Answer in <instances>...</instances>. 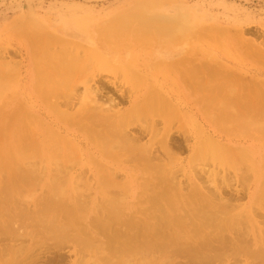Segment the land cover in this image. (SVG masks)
<instances>
[{
	"label": "rangeland",
	"instance_id": "1",
	"mask_svg": "<svg viewBox=\"0 0 264 264\" xmlns=\"http://www.w3.org/2000/svg\"><path fill=\"white\" fill-rule=\"evenodd\" d=\"M135 15H138L139 17H136ZM140 17H142V20ZM29 19L38 22H34L33 24V21L31 22ZM60 19L69 23V26L73 28L72 31L76 34V37L65 38L62 35L64 25L61 24ZM146 19H148V22ZM151 20L157 22L154 23ZM164 21L165 23L161 24V22ZM168 21L170 23H168ZM149 28L151 30H149ZM165 33L167 35H165ZM53 34L54 36H52ZM69 43H71V45ZM104 48L109 51H104ZM33 51L37 57V61L33 58ZM67 51H69L70 54H67ZM99 55H102L103 57ZM63 63L75 64V69H72V72H67L63 69L59 70L57 66ZM135 64H137V66ZM97 67H99V69ZM39 68H41V71ZM5 72L9 74H6L8 77L5 78L2 76L3 78H1V74L3 73L4 75ZM79 72L81 75L84 73V75L79 77ZM111 72L113 75H111ZM86 74H88V77ZM187 75L188 77H186ZM121 76H123V78ZM233 76H237V78H234ZM73 77H76V79L74 80ZM120 77L122 80H120ZM229 78L234 80H229ZM0 79L2 80L0 84L3 83L4 79L7 83L10 82L6 89L2 88L3 91L0 89V160L2 161H0V165H4L5 168L11 165L12 158L14 159V147L17 143L14 130L20 128L23 135L27 133L28 136L31 135L33 137L30 139L31 137L29 136V142L34 143L38 148L40 147L37 151L40 150L41 152L37 153L38 155L36 154L35 159L32 160L34 172L42 174L44 171L45 173H43L44 175L42 174L41 177L57 174L60 175L61 178H64L68 174L67 177L63 180H59L60 182L55 183L53 186L49 185L44 180H41L40 182L43 184L38 183L37 186L39 185L40 187L38 186L39 188H37L36 186V191H32V188H34L32 187L31 190H24L20 195L11 199L10 201L14 200L13 203H11V207L15 209L16 212L18 211L17 214H21L22 212L23 214H35L41 209L42 201L44 200L43 202H45V198L48 196L52 199V205H55L54 209L53 207L50 208L51 210L49 211V214H54L59 220L55 224L59 227H63V224H65L69 230L74 226V229L76 228L75 230L73 227L70 232L67 230L69 232L68 235H72L75 238L78 237L76 240L79 241L78 239H80L79 243L82 241L84 244L87 242L94 244L91 245L87 243L85 246L84 244L77 243L79 245V249H77L74 242L65 240V242L63 241L61 244L62 246H65L59 247L57 250L51 242L47 243L49 246L45 242L43 245L44 248L43 246H39L34 249L36 244L32 247L31 245L33 244V240H37V235H31L30 237V234H32L31 226L28 225V228L26 227V229L20 225L23 222H17L18 229L23 227L19 230L21 231V235L25 237L24 241L22 239L20 240L24 245L25 242L30 244L26 243L28 247H23L27 249L25 253L23 252V256L28 257L29 262H36L37 264H107L115 261L114 264H117L119 260H117V258L115 259V257H117L116 253L120 251L119 248H121V253H124V251L126 252L127 249L131 251L135 250L134 252L132 251L133 253L131 252L132 254L129 252V257L126 254L128 260L127 258L124 259L123 257L125 256L122 255L121 259L125 261L124 264H129V260L134 258L133 254L136 253L135 255H137L138 251H142L138 245L134 244V241L128 245V237L140 238L139 233L141 230L143 229V233L148 229L146 227L147 223L149 224L150 222V224H153V219H155L153 222L166 219V213L170 217H168L166 221L170 220L174 222L177 220L175 222L176 226H171L175 230L173 232H184L189 229V225H191L192 230H199L203 226V228L200 229L203 232L211 229L205 226V222H208V220H211L212 218L209 216L208 212H212L213 216L216 215V213L222 214L223 212L221 211L223 208L230 206L231 209L227 208L229 209L228 211L224 209V212L227 211L225 212L226 215L230 214L229 217L231 216V218H235L238 222L241 221V218L242 220H246L247 222L244 223L245 229L242 227L244 232H249L252 238L262 235L261 233L264 231V204H262L264 202V117L262 120H260V118L256 119L257 121H253L254 123L252 122L251 117L246 120L244 118L242 120L241 118L245 116L243 115L245 112L250 113V111H253V108L255 109V107L251 106V101L258 98V95L260 94L261 96L264 95V0H0ZM108 80L110 82L113 81L112 85H115L118 91L114 89L115 86L112 87ZM74 81L77 83L75 82L73 85ZM83 81L86 82L84 83ZM88 81L90 83H88ZM6 82H4V85H7ZM81 82H83V85H81ZM234 82L236 85H234ZM87 83L90 85L85 87ZM225 84H227V86ZM252 84L254 86H252ZM76 85H78L77 89ZM65 90L68 92L66 93ZM95 90L99 93L101 92L102 97L98 96L96 98L92 95ZM56 91L58 92L56 93ZM184 91H186V93H184ZM128 93L130 94L128 95ZM149 93L155 94L156 98L154 102L158 100L155 103L156 107L154 105L158 112L154 113L155 116L153 114L145 115L146 120L145 116L142 117L143 119L141 118V120H144L146 124L143 122L140 124L138 121L133 122L132 126H129L130 128L128 127L126 129L128 135H125L124 138L128 136L126 137V142L131 143V146L134 148H140L141 146H144L145 148V145L149 146L150 139L153 136L152 134H158L153 130L162 124L158 127L159 129L156 128L155 130L159 132L158 130L161 129V133L157 135V139L154 141L151 140L153 143L151 142L152 145L150 144L151 147L149 146V150L151 151L149 152L151 153V157L153 156V162L155 160H157L158 163L164 161L163 163L165 165H167V162L168 165H170V167L168 166L169 168H167L169 172L165 167L167 173L163 170L164 164L161 163L163 166L160 165L159 167L162 166L160 168L163 170V174H161L162 176L158 174L161 170H156L158 169V163L156 161L153 164L150 162L147 165H137L135 161L132 164L131 161L133 160L130 159L129 161V158L124 156V153L121 150L116 148L110 149L109 147H107L105 155V153L102 150H99L93 141H86L85 138H88L86 133L72 125L70 126L63 119L65 116L74 117L81 113L84 114L86 113V110L92 112V109L101 110L103 108H109L111 111L109 109H103L106 116H108L109 119L111 118L110 120L116 121L122 117L124 113L131 111L136 104H142ZM218 93L221 95L223 93V95L221 96ZM120 94L125 95V97ZM110 95H112V97ZM227 95H229L228 98L226 97ZM233 95L234 97L232 98ZM74 96L78 97H75L74 99ZM108 96L112 100H109ZM104 97L106 101H104ZM121 98L124 99L119 101ZM160 98L162 99L160 100ZM113 99L117 101V105H115ZM71 101H73V107L70 104ZM79 101L82 102L79 103ZM134 101L135 104H133ZM108 102L109 106L111 104L110 107H108ZM120 102L121 104H119ZM86 103L88 104L86 105ZM167 103L169 104L168 109L172 110L174 114L175 112L177 114L175 119L173 118L177 122L176 127V122L173 121V119L171 120L175 129L172 125L170 127L167 126L168 122L166 116H164L160 110L164 107L161 105ZM236 103L241 105H238L239 108H242V106H245V108L240 109L241 111L237 109L238 107L236 110H234L235 108L231 109L233 108V105L234 107L237 106ZM79 104H83L81 106L85 105L83 109ZM89 104L95 106V108L90 105L91 108ZM112 104L117 107H114ZM57 106L58 109L62 108L60 109L61 111H56L55 108H57ZM86 106L88 107L87 109ZM247 108H250V111ZM117 109H119L118 112ZM229 110L232 114L237 113V115L235 114L234 117H232ZM21 112L23 113L21 114ZM226 112L228 114H225ZM180 119H182V121ZM237 119H240L242 122L239 120L237 121ZM233 120H235L234 123ZM160 122L161 124H159ZM62 123H66L71 128L76 129L75 132L77 134L75 133L67 136ZM225 123H228V125H225ZM246 123L249 124L247 125ZM149 124L152 127L150 128V131L148 130L150 127ZM244 124L246 125L245 127ZM137 125L139 127L138 129ZM182 125H184V127L186 126L187 129L182 127ZM235 125L236 127L238 126V128H235ZM242 125L243 127H241ZM154 126L155 128H153ZM239 126L244 130L240 131ZM179 127L184 128V131L183 129L182 131L179 130ZM176 128L179 132L176 131ZM10 129L11 135H9ZM142 129L145 130L143 131ZM172 129H174V131ZM165 130L166 133L164 135ZM168 130L169 132H167ZM32 131L34 132L32 133ZM148 131L151 135L146 133L143 134ZM134 132L136 133L134 134ZM169 133H174L175 135H170ZM129 135L136 141H132V138L130 139ZM155 136L154 138H156ZM166 136H168L166 141L167 146L164 145L162 149L168 146L171 147H168L167 150V152H172H168L170 160H168L167 153L165 154L164 151H158L160 150L158 142L159 144L160 141L163 142L162 139ZM168 141H172L174 144L172 142L169 143ZM249 141L259 142L262 146L261 150L263 149L262 158L255 160L250 150L243 147V144ZM60 142L63 143L61 144ZM69 142H71V145H69ZM162 142L161 144H165ZM156 144L157 146H155ZM62 145H64V148L70 147L71 151L64 152ZM89 151H91V154L88 153ZM155 152L158 153V155ZM110 153L111 156L108 155ZM197 153L200 156H198ZM154 155L155 157L156 155L158 157H156L155 160ZM37 156L42 160L40 158L38 159ZM121 156H123V158ZM164 156L165 160L163 159ZM57 157L62 159L60 160L61 162H58V160H52V158L56 159ZM66 157H68V161H66ZM74 158H77L78 161ZM161 158L163 160L159 161ZM69 160H71V162ZM64 161H66V163H64ZM68 162H70L71 165L68 164ZM39 163L40 165H38ZM257 164L260 166L258 167ZM20 167L24 169V166ZM113 172L114 174L112 177L111 175ZM100 173H102L101 175H105L106 173V176L110 178L108 181L106 197L100 190L97 178L95 180V175L97 176V174ZM118 173L120 175H118ZM173 176H176L177 178H174ZM165 177L168 182L167 180H162L165 179ZM172 177L173 183L171 184L169 182H172ZM7 178V171L3 170V172H0V193H2L1 190H3L4 182ZM76 178L79 179L78 182ZM176 179L178 183L175 181ZM80 180L81 182L84 181L83 185L85 186H82L81 182L80 186ZM122 180L124 181L122 182ZM144 185H148V188ZM173 185H178L176 191V186ZM55 186H57L58 189ZM152 187L154 191L152 190ZM113 188L116 190V192L114 191L115 193L112 191ZM52 189L55 190L52 191ZM75 191H78V195L80 196L79 200L81 197H83L82 199L85 198L83 201H80L82 207L78 209H82V213L79 214L80 211H78V214H68V212L72 211L74 206L73 202L77 199ZM112 192L114 194H112ZM165 192L169 194L167 195V198L169 199H164L163 196H165ZM43 195H46V197L44 198ZM108 195L112 196L110 197ZM212 195L217 198V201L215 198L211 197ZM55 196H57L58 199ZM113 196H117L115 201L118 199L119 203H122V206H119L120 209L123 208L121 209L122 216L115 217L118 214H113L114 208L110 206L113 205V201L111 204L108 203L109 208L107 207V203H105ZM156 198H159V202L163 205L159 204L158 201L155 200ZM53 199L55 201L57 199L58 203ZM25 200L28 202L26 201V203H23ZM164 200H171L169 204H174V206L177 207L175 208L173 206L172 208L171 206H165ZM1 201L0 194V203ZM86 201L87 204L91 202V205L89 204L87 206L85 203ZM118 201L116 203L120 205ZM153 202L155 203V207L152 204ZM218 202L220 207L224 204L223 208L221 207L222 210L218 209L220 208L218 206V208H215L216 206H214V203L218 205ZM20 204L23 206H20ZM24 204L27 205L29 209H26ZM115 206L116 205H114V207ZM165 208H167L169 213L166 212L167 210ZM116 210L117 209H115V212H118ZM194 210H196V213ZM56 212L61 216H57L55 214ZM204 214L207 215H205L206 218ZM79 215L84 216L81 222L77 219L79 218ZM65 217L66 219H64ZM98 217L99 219H96ZM113 217L117 218V220L121 217L119 220L120 224ZM105 218L106 220H104ZM244 220L242 222H244ZM71 221H74V225L72 226L70 225L71 223H68ZM96 221H99L101 224L99 222L98 224ZM255 221L257 222L256 225ZM144 222L146 225L143 224ZM117 223L119 224V230L116 226ZM181 223L183 225H181ZM150 224L149 227L151 226ZM105 225H110L109 228L112 226L109 232L108 226L107 228L105 227L106 230L103 229ZM184 225L186 230L183 228ZM113 226H115V228H117L115 230H118L119 232L115 231ZM144 228L147 229L144 230ZM256 230H258V234H256ZM125 232L127 234L124 238L123 236L125 235ZM113 233H115L117 238L123 237L117 239L120 240V242L117 241L116 243V238H114L115 240L113 239V237L116 236L113 235ZM26 234L29 236L26 237ZM78 234H80V236H77ZM20 240L18 241V244H22ZM98 241L99 244H96ZM103 244L106 247H104ZM95 246L98 249H96ZM101 246L104 251L101 249ZM85 247L88 248L86 249ZM94 247L95 249H93ZM38 248H40V251H38ZM89 249H93V252H89ZM83 250H85V252ZM101 250L103 252L106 251L105 254ZM97 252L98 254L100 253L99 256L96 254ZM140 252H138V254ZM80 253L82 254L81 256ZM90 253H92V255ZM32 255L35 256V258ZM142 255L143 257L141 256L140 258L137 255L136 257L139 259H135V257V261L133 260V262L131 259L130 264H136V262L140 263L141 261L142 264H144L143 260H149L148 264H152L153 261L151 259L147 260V258H149L148 256L147 258L145 257L146 253H143ZM83 256L85 259L82 258ZM84 260L87 262L84 263ZM182 262L178 259L174 264H184ZM145 264H147V262Z\"/></svg>",
	"mask_w": 264,
	"mask_h": 264
},
{
	"label": "bare ground",
	"instance_id": "2",
	"mask_svg": "<svg viewBox=\"0 0 264 264\" xmlns=\"http://www.w3.org/2000/svg\"><path fill=\"white\" fill-rule=\"evenodd\" d=\"M165 1V0H164ZM157 3V2H156ZM160 4V3H159ZM151 9V8H150ZM154 9H155V7H154ZM146 11V10H145ZM136 17L138 16V15H135ZM23 17H24V15H23ZM139 17V16H138ZM156 17V16H155ZM142 17H140V19H141ZM28 19V18H27ZM30 20V19H29ZM142 20V19H141ZM31 22L33 21V20H30ZM146 21L148 22V19H146ZM151 21H153V20H151ZM172 21H174V20H172ZM34 22H38V21H36V20H34L32 23L34 24ZM60 22H61V24H63L64 25V29L62 30V35L65 37V38H72V37H76V34L75 33H73V28L71 27V26H69V23L67 22V21H65V20H63V19H60ZM154 23L155 22H157V21H153ZM167 22V21H166ZM162 23H165V21L164 22H161V24ZM168 23H170L169 21H168ZM177 23V22H176ZM187 23V22H186ZM39 24V23H38ZM171 24H173V23H171ZM175 24V23H174ZM185 24V23H184ZM43 25V24H42ZM167 25V24H166ZM177 25H178V23H177ZM37 26V25H36ZM43 27V26H42ZM139 27V26H138ZM166 27V26H165ZM37 28V27H36ZM168 28H170V27H168ZM37 29H39V28H37ZM154 29V28H153ZM158 29V28H157ZM40 30V29H39ZM42 30H43V28H42ZM149 30H151L150 28H149ZM10 31V30H9ZM34 31H36V30H34ZM34 31H32L33 33H35ZM38 31V30H37ZM44 31H47V30H44ZM147 31H148V29H147ZM165 31H166V29H165ZM41 32V31H40ZM43 32V31H42ZM38 33H39V31H38ZM37 33V34H38ZM114 34V33H113ZM149 34V33H148ZM36 35V34H35ZM39 35V34H38ZM165 35H167L166 33H165ZM52 36H54V34L52 35ZM54 39H55V37H54ZM61 39V38H60ZM102 39V38H101ZM58 40V39H57ZM70 45H71V43H69ZM68 44V45H69ZM66 45V44H65ZM68 45H67V47H68ZM99 45V44H98ZM97 45V46H98ZM74 46V45H73ZM82 46V45H81ZM84 46V45H83ZM55 47V46H54ZM76 47V46H75ZM28 48V47H27ZM78 48V47H77ZM84 48H86V47H84ZM76 49V48H75ZM99 50H102V49H99ZM104 51H106V52H108L109 50L108 49H103ZM84 51H85V49H84ZM90 51H92V50H90ZM76 52V51H75ZM89 52V51H88ZM29 53V52H28ZM70 54V52L69 51H67V54ZM85 53V52H84ZM30 54V53H29ZM66 54V53H65ZM90 55V54H89ZM87 56V55H86ZM99 56H102V55H99ZM126 56V55H125ZM42 57V56H41ZM63 57V56H62ZM85 57V56H84ZM103 57V56H102ZM33 58H34V60L35 61H37V57L35 56V54H34V51H33ZM41 59V58H40ZM83 59V58H82ZM104 59V58H103ZM49 60V59H48ZM51 60V59H50ZM59 60V59H58ZM61 60V59H60ZM136 60V59H135ZM44 61V60H43ZM55 61V60H54ZM66 61V60H65ZM70 61H71V59H70ZM67 62H69V61H67ZM73 62V61H72ZM98 62V61H97ZM124 63V62H123ZM31 64V63H30ZM133 64V63H132ZM33 65V64H32ZM71 65V66H70ZM75 64H60L59 66H57V68L59 69V70H66L67 72L68 71H71L72 72V69H75V66H74ZM101 65V64H100ZM136 66H137V64H135ZM34 66V65H33ZM79 66H81V65H79ZM78 66V67H79ZM179 66V65H178ZM187 66V65H186ZM31 67V66H30ZM100 67V66H99ZM99 67H97L98 69H99ZM142 67V66H141ZM144 67V66H143ZM24 68V67H23ZM44 68H46V67H44ZM113 68V67H112ZM125 68V67H124ZM179 68V67H178ZM185 68V67H184ZM6 69V68H5ZM40 69V71H41V68H39ZM79 69H80V67H79ZM182 69V68H181ZM3 70H4V68H3ZM50 70V69H49ZM102 70V69H101ZM101 70H98V71H101ZM140 70V69H139ZM175 70V69H174ZM177 70V69H176ZM5 71V70H4ZM7 71V70H6ZM105 71V70H104ZM123 71V70H122ZM145 71V70H144ZM203 71V70H202ZM9 72V71H8ZM65 72V71H64ZM76 72V71H75ZM83 72V71H82ZM106 72V71H105ZM214 73V72H213ZM6 74H8V73H6L5 72V74L3 75V73L1 74V78H3L2 76H4L5 78H7L8 77V75H6ZM34 74V73H33ZM77 74H78V72H77ZM177 74H179V73H177ZM192 74V73H191ZM12 75V74H11ZM11 75H10V77H11ZM82 75H84V73L82 74ZM81 74H80V72H79V77L80 76H82ZM111 75H113L112 74V72H111ZM55 76V75H54ZM86 76L88 77V74H86ZM180 76V75H179ZM207 76V75H206ZM205 76V77H206ZM13 77V76H12ZM77 77V76H76ZM76 77H73L74 78V80L76 79ZM83 77H85V76H83ZM83 77H81V78H83ZM112 77V76H111ZM122 78H123V76H121ZM121 77H120V80H122L121 79ZM186 77H188V75L186 76ZM217 77V76H216ZM234 78L236 77L237 78V76H233ZM232 77V78H233ZM18 78V77H17ZM31 78V77H30ZM103 78V77H102ZM192 78V77H191ZM80 79V78H79ZM85 79V78H84ZM105 79V78H104ZM189 79V78H188ZM217 79H218V77H217ZM5 80V79H4ZM3 80V83H1V84H3V85H1L0 84V89L3 91V89H6V87L9 85V83H7L6 81H4ZM7 80V79H6ZM34 80V79H33ZM66 80H67V78H66ZM65 80V81H66ZM71 80V79H70ZM77 80H78V78H77ZM76 80V81H77ZM98 80V79H97ZM103 80V79H102ZM101 80V81H102ZM118 80V79H117ZM124 80V79H123ZM128 80V79H127ZM194 80V79H193ZM207 80V79H206ZM205 80V81H206ZM229 80H234V79H231V78H229ZM236 80V79H235ZM243 80V79H242ZM8 81V80H7ZM17 81V80H16ZM58 81V80H57ZM76 81H74L73 82V85H74V83L76 82ZM82 81V80H81ZM91 81V80H90ZM109 81V80H108ZM240 81V80H239ZM0 82H2V80L0 79ZM4 82H6V84L7 85H4ZM34 82H35V80H34ZM84 82V81H83ZM83 82H81L82 84L81 85H83ZM86 82V81H85ZM84 82V83H85ZM113 81H109V83L112 85L113 83H112ZM119 82V81H118ZM122 82V81H121ZM156 82V81H155ZM208 82V81H207ZM33 83V82H32ZM77 83V82H76ZM88 83H90L89 81H88ZM86 84L85 85V87L87 86V85H90V84ZM96 83V82H95ZM197 83H199V82H197ZM202 83V82H201ZM206 83V82H205ZM235 83V82H234ZM240 83V82H239ZM253 83V82H252ZM60 84V83H59ZM126 84V83H125ZM190 84H192V83H190ZM213 84V83H212ZM249 84V83H248ZM12 85V84H11ZM47 85V84H46ZM51 85V84H50ZM71 85V84H70ZM102 85V84H101ZM109 85V84H108ZM196 85H198V84H196ZM200 85V84H199ZM226 86H227V84H225ZM234 85H236V83L234 84ZM14 86H16V85H14ZM80 86V85H79ZM115 85H112V87H114ZM118 86V85H117ZM128 86V85H127ZM224 86V85H223ZM252 86H254L253 84H252ZM28 87V86H27ZM83 87V86H82ZM89 87V86H88ZM100 87V86H99ZM102 87V86H101ZM120 87H121V85H120ZM147 87V86H146ZM3 88V89H2ZM34 88V87H33ZM78 88V85H76V89ZM90 88V87H89ZM102 88H104V87H102ZM123 88V87H122ZM247 88H248V86H247ZM13 89V88H12ZM18 89V88H17ZM21 89V88H20ZM69 89V88H68ZM76 89H75V91H76ZM86 89V88H85ZM92 89V88H91ZM105 89L107 90V88L105 87ZM104 89V90H105ZM114 89L115 90H117V88H116V86L114 87ZM121 89V88H120ZM253 89H255V88H253ZM264 89V88H263ZM0 90V91H1ZM28 90V89H27ZM124 90H125V88H124ZM185 90V89H184ZM236 90V89H235ZM21 91V90H20ZM118 91V90H117ZM121 91H122V89H121ZM129 91V90H128ZM195 91H196V89H195ZM264 91V90H263ZM58 91H56V93H57ZM65 92H66V90H65ZM68 92V91H67ZM66 92V93H67ZM225 92H226V90H225ZM237 92V91H236ZM235 92V93H236ZM242 92V91H241ZM247 92H249V91H247ZM12 93V92H11ZM10 93V94H11ZM31 93V92H30ZM70 93H71V91H70ZM72 93H74V92H72ZM77 93V92H76ZM83 93V92H82ZM88 93V92H87ZM89 93H90V91H89ZM93 93L94 94H92V95H94L96 98L98 97V96H101L102 97V95H101V92L99 93L98 91H93ZM107 93V92H106ZM115 93H117V92H115ZM119 93V92H118ZM121 93V92H120ZM131 93V92H130ZM130 93H128V95L130 94ZM184 93H186V91H184ZM210 93V92H209ZM215 93H217V92H215ZM223 93H224V90H223ZM223 93H222V95H223ZM255 93H256V90H255ZM21 94V93H20ZM105 94V93H104ZM103 94V95H104ZM122 94V93H121ZM120 94V95H121ZM206 94V93H205ZM219 94V93H218ZM229 94V93H228ZM241 94V93H240ZM250 94V93H249ZM48 95H50V94H48ZM75 95V94H74ZM77 95H79V94H77ZM143 95V94H142ZM172 95V94H171ZM219 95H221V94H219ZM221 95V96H222ZM235 95V94H234ZM234 95L232 96V98L234 97ZM81 96V95H80ZM84 96V95H83ZM105 96V95H104ZM111 97H112V95H110ZM117 96H119V95H117ZM121 96H124L125 97V95H121ZM120 96V97H121ZM127 96V95H126ZM250 96V95H249ZM259 97L258 98H256V99H253L250 103H251V106L252 107H255V109L253 108L252 110V112H253V114H252V112L250 111V108H247L249 111H250V113H248V112H245L243 115H245L244 117H242L241 119L243 120V118L246 120L247 118H249V117H251L252 119V122L254 121L255 122V120L256 119H259L260 118V120H262V118L264 117V95H262L261 96V94L260 95H258ZM261 96V97H260ZM75 97H78V96H74V99H75ZM106 97H107V95H106ZM109 97V96H108ZM128 97V96H127ZM130 97V96H129ZM172 97V96H171ZM190 97V96H189ZM192 97V96H191ZM227 98L229 97V95H227L226 96ZM226 97H225V99H226ZM252 97V96H251ZM250 97V98H251ZM4 98V97H3ZM2 98V99H3ZM80 98V97H79ZM84 98V97H83ZM86 98V97H85ZM90 98V97H89ZM95 98V99H96ZM114 98V97H113ZM141 98V97H140ZM143 98V97H142ZM155 94L154 93H149L148 95H147V97L145 98V100H144V102L142 103V104H140V105H133L134 106V108L131 110V111H129V112H127V113H124L123 114V116L122 117H120L119 119H117L116 121H112V120H110L109 119V117L108 116H106V114H105V112H104V110L103 109H109V108H103V109H101L102 108V106H101V108H98V109H101V110H97V109H92V112L91 111H89L88 112V110H86V113H84V114H79V115H77V116H74V117H67V116H65V117H63V119H64V121L67 123V124H69L70 126L72 125V126H74L75 128H78V129H80L81 131H83L84 133H86L87 134V137L88 138H85L86 139V141L88 142V141H93V143L99 148V150H102L104 153H105V155H106V149H107V147H109L110 149H119V150H121L123 153H124V156H127L128 158H129V161H130V159H132L133 161H131L132 162V164H133V162L135 161L136 163H137V165H147V164H149L150 162H151V164H153L155 161L157 162V160H155L156 159V157H157V155H158V153H156L157 155H156V157H155V155H154V162H153V159H152V157H151V151L149 150L150 148H149V146L151 147V145H152V141H154L155 139H157V135H159V133H161L160 132V130H158L159 132H157V131H155L156 130V128H158V127H160L162 124H161V122H163V121H161L159 124H161V125H159V126H157L156 128H155V126L153 127V128H155V130H153L155 133H158L157 135L156 134H152L153 136H152V138L150 139V143H149V146H147V145H145V148H144V146H141V147H143V148H139V147H137V148H134V147H132L131 146V143H127L126 142V137H128V136H126L125 138H124V136L125 135H128V133L126 132L127 130V128L130 126H132V123L133 122H135V121H138V122H140V124H141V122H143V123H145L146 124V122L143 120H141V118L142 117H144L145 115H149V114H153L154 115V113H156V112H158V110H156V105H155V103L158 101H156V102H154L155 101ZM38 99H40V98H38ZM99 99V98H98ZM115 99V98H114ZM113 99V100H114ZM122 99H124V98H121L119 101H121ZM162 98H160V100H161ZM191 99V98H190ZM230 99V98H229ZM252 99V98H251ZM36 100H37V97H36ZM59 100V99H58ZM79 100V99H78ZM84 100V99H83ZM109 100H112L110 97H109ZM139 100V99H138ZM179 100V99H178ZM203 100H204V98H203ZM219 100V99H218ZM41 101V100H40ZM47 101H49V100H47ZM60 101V100H59ZM62 101V100H61ZM66 101V100H65ZM65 101H64V103H65ZM76 101V100H75ZM85 101V100H84ZM83 101V102H84ZM97 101V100H96ZM103 101V100H102ZM104 101H106L105 100V97H104ZM115 101V100H114ZM113 101V102H114ZM229 101H232V100H229ZM233 101H234V99H233ZM39 102V101H38ZM42 102V101H41ZM73 101H71V103L70 102H68V103H70L71 105H72V107H73V103H72ZM80 102H82V101H79V103ZM86 102V101H85ZM88 102V101H87ZM93 102V101H92ZM99 102V101H98ZM116 102L117 101H115L114 103H115V105H117L116 104ZM219 102V101H218ZM67 103V104H68ZM96 103V102H95ZM94 103V104H95ZM125 103V102H124ZM193 103V102H192ZM216 103V102H215ZM241 103H242V101H241ZM40 104V103H39ZM88 103H86V105H87ZM93 104V105H94ZM108 104V107H110L111 106V104H110V106H109V102L107 103ZM119 104H121V102L119 103ZM133 104H135V101H134V103ZM158 104V103H157ZM244 104V103H243ZM80 105V104H79ZM81 105H83V104H81ZM80 105V106H81ZM91 104H89V106H90ZM103 105V104H102ZM113 105V104H112ZM124 105V104H123ZM122 105V106H123ZM154 105H155V107H154ZM196 105V104H195ZM236 105L237 106H235L234 107V105H233V108H231V109H234V110H236V108L238 107V105L239 104H237L236 103ZM60 106V105H59ZM77 106V105H76ZM85 106V105H84ZM84 106H81V108L83 109V107ZM92 106V105H91ZM90 106V107H91ZM114 106V105H113ZM158 106H159V104H158ZM161 106H164L163 108H161L160 110H161V113H163V115L164 116H166V120H167V122H168V124H167V126L168 127H170L171 125L173 126V124H172V119L174 118L175 119V117H176V112H175V114H174V112L172 111V110H169L168 109V107H169V104L167 103V104H163V105H161ZM229 106V105H228ZM239 106H241V105H239ZM250 106V105H249ZM250 106V107H251ZM61 107V106H60ZM64 107H66V106H64ZM77 107H79V106H77ZM89 107V108H90ZM92 107H94L95 108V106H92ZM91 107V108H92ZM99 107V106H98ZM107 107V106H106ZM114 107H117V106H114ZM214 107V106H213ZM218 107V106H217ZM251 107V108H252ZM76 108V107H75ZM74 108V109H75ZM88 107L86 106V109H87ZM90 108V109H91ZM97 108V107H96ZM113 108V107H112ZM131 108H132V106H131ZM201 108V107H200ZM243 108H245V106H242V108H237L239 111H241L240 109H243ZM50 109H51V106H50ZM54 109V108H53ZM56 109V111L58 110H60V109H62V108H60V109H58V106H57V108H55ZM77 109V108H76ZM116 109V108H115ZM157 109H158V107H157ZM175 109V108H174ZM198 109V108H197ZM196 109V110H197ZM202 109V108H201ZM209 109H211V108H209ZM230 109V108H229ZM110 111H111V109H109ZM118 110L119 109H117V112H118ZM128 110V109H127ZM176 110V109H175ZM220 110V109H219ZM49 111V110H48ZM61 111V110H60ZM74 111V110H73ZM83 111H85V110H83ZM106 111V110H105ZM181 111V110H180ZM187 111V110H186ZM224 111V110H223ZM31 112V111H30ZM37 112V111H36ZM54 112V111H53ZM82 112V111H81ZM88 112V113H87ZM107 112V111H106ZM177 112H179V111H177ZM200 112V111H199ZM225 112V111H224ZM229 112H231L230 110H229ZM235 112V111H234ZM23 112H21V114H22ZM32 113H34V112H32ZM60 113V112H59ZM110 113H112V112H110ZM188 113V112H187ZM214 113H216V112H214ZM40 114H41V112H40ZM119 114V113H118ZM179 114V113H178ZM182 114V113H181ZM189 114V113H188ZM217 114V113H216ZM225 114H228L227 112L225 113ZM231 114H232V112H231ZM236 115H237V113H235ZM235 114H232V117H234V115ZM113 115H115V114H113ZM152 115V116H153ZM162 115V114H161ZM218 115V114H217ZM155 116V115H154ZM159 116V115H158ZM181 116V115H180ZM188 116V115H187ZM203 116V115H202ZM201 116V117H202ZM53 117H55V116H53ZM157 117V116H156ZM191 117V116H190ZM228 117H230V116H228ZM228 117H227V119H228ZM241 117V116H240ZM40 118V117H39ZM41 118H42V116H41ZM57 118V117H56ZM154 118V117H153ZM178 118H179V116H178ZM181 118V117H180ZM113 119V118H112ZM143 119V118H142ZM156 119V118H155ZM157 119H158V117H157ZM161 119V118H160ZM173 119V121H175ZM184 119V118H183ZM232 119V118H231ZM234 119V118H233ZM264 119V118H263ZM145 120H146V116H145ZM149 120V119H148ZM147 120V121H148ZM151 120V119H150ZM153 120V119H152ZM181 121H182V119H180ZM216 120V119H215ZM240 121V122H242L240 119H237V121ZM59 121V120H58ZM189 121V120H188ZM210 121H211V119H210ZM234 121L235 120H233V123H234ZM257 121V120H256ZM34 122V121H33ZM153 122V121H152ZM156 122V121H155ZM155 122H154V124H155ZM176 122V121H175ZM208 122V121H207ZM213 122V121H212ZM253 122V123H254ZM61 123V122H60ZM66 123H62L64 126H63V128L65 129L64 131L66 132V135L67 136H69L70 134H75L76 132V129H73V128H71L70 126H68ZM148 123H150V122H148ZM157 123V122H156ZM186 123H187V121H186ZM209 123V122H208ZM216 123V122H215ZM244 123V122H243ZM251 123V122H250ZM259 123V122H258ZM137 124V123H136ZM151 124V123H150ZM149 124V125H150ZM181 124V123H180ZM179 124V125H180ZM183 124V123H182ZM228 125V123H225V125ZM237 124V123H236ZM242 124V123H241ZM247 124V123H246ZM249 124V123H248ZM247 124V125H248ZM28 125V124H27ZM49 125V124H48ZM60 125V124H59ZM134 125H135V123H134ZM134 125H133V127H134ZM176 125H177V122H176V124H175V127H176ZM202 125V124H201ZM201 125H199V126H201ZM213 125V124H212ZM35 126H37V125H35ZM50 126V125H49ZM145 126H147V125H145ZM197 126H198V124H197ZM232 126V125H231ZM246 125L244 124V127H245ZM251 126V125H250ZM12 127V126H11ZM129 127V128H130ZM144 127V126H143ZM175 127L173 126V128L175 129ZM182 127H184V125H182ZM202 127V126H201ZM226 127V126H225ZM241 127H243V125L241 126ZM60 128V127H59ZM139 127H138V125H137V129H138ZM142 128V127H141ZM140 128V129H141ZM147 128V127H146ZM150 128H152L151 127V125H150V127L148 128V130L150 131ZM184 128H186V126L184 127ZM184 128H181V127H179V130H181L182 131V129H183V131H184ZM220 128V127H219ZM229 128V127H228ZM228 128H225V129H228ZM235 128H238V126L236 127V125H235ZM247 128V127H246ZM47 129V128H46ZM51 129V128H50ZM134 129V128H133ZM132 129V130H133ZM136 129V128H135ZM159 129V128H158ZM166 129V128H165ZM168 129V128H167ZM174 129H172L173 131H174ZM187 129V128H186ZM185 129V130H186ZM203 129V128H202ZM75 130V131H74ZM130 130V129H129ZM143 131L145 130V129H142ZM216 130V129H215ZM230 130V129H229ZM239 130L241 131V130H244V129H241L240 128V126H239ZM50 131V130H49ZM148 131V132H149ZM152 131V130H151ZM172 131V132H173ZM176 131H178L177 130V128H176ZM175 131V132H176ZM180 131V132H181ZM190 131V130H189ZM204 131V130H203ZM220 131H222V130H220ZM219 131V132H220ZM235 131V130H234ZM9 132H10V134L9 135H11V129L9 130ZM34 131H32V133H33ZM55 132H57V131H55ZM139 132V131H138ZM144 132L143 134H150L151 135V133L149 132ZM167 132H169V130L167 131ZM179 132V131H178ZM247 132V131H246ZM245 132V133H246ZM125 133H127V134H125ZM136 132H134V134H135ZM165 133H166V130H165V132H164V135H165ZM237 133V132H236ZM248 133H249V131H248ZM251 133V132H250ZM255 133V132H254ZM65 134V133H64ZM77 134V133H76ZM142 134V133H141ZM142 134V135H143ZM170 134V133H169ZM173 135H175L174 133H172ZM172 134H170V135H172ZM187 134V133H186ZM221 134H223V133H221ZM227 134V133H226ZM235 134V133H234ZM233 134V135H234ZM255 134H257V133H255ZM14 135H15V137L17 138L16 140H17V143H16V146L14 147V152H13V156H14V159L12 158V161H11V165H9V166H7V168H5L4 167V165H0V172H3V170L4 171H7L8 172V178L6 179V181L4 182V186H3V190H1L2 191V193H0L1 194V203H0V264H37L36 262H29V259H28V257H26V256H23V252L25 253L26 251H27V249L26 248H23V247H26L27 245H26V243L27 244H29L28 242H25V245H24V243L20 240V239H22L23 241H24V236L23 235H21V231L19 230L20 228L22 229L23 227L24 228H26L28 225H30L31 226V232H32V234H30V237H31V235H37V240H33V244L31 245V247L32 246H34L35 244H36V246H34V249H36V247H41V246H43L44 245V243L46 242V244L48 243V242H51V243H53L52 245L54 246V248L57 250V249H59V247H63V246H65V245H61L62 243H63V241L65 242V240H69V241H72V242H74L75 243V246H76V248L77 249H79V245L78 244H84V243H82V241L79 243V241H80V239H78L79 241H77L76 240V238H78V237H73L72 235L70 236V235H68V233L70 232V230L72 229V227H73V229H74V226H72V225H74V221L72 222H68V223H71L70 225L72 226L71 228H70V230L65 226V224H63V227H59L57 224H55V223H57V221H59L57 218H56V216L53 214H49V211L51 210L50 208L51 207H53V209H54V206L55 205H52L53 204V202H51L52 201V199H50V197H46V195L44 196L43 195V197L45 198V202H43L42 201V204H41V209L39 210V211H37L35 214H23V212L21 213L20 211V213L21 214H17V212H16V210L15 209H13L11 206H12V204L11 203H13V201L14 200H12V201H10L11 199H13V198H15V197H17L18 195H20L24 190H27V189H29V190H31V188L32 187H34L35 188V190H34V188H32L33 190L32 191H36V186H37V184L38 183H41L40 181L41 180H44L45 182H47L49 185H51V186H53L55 183H58V182H60L59 180H63L65 177H67V175L65 176V174H64V178H61V176L60 175H57V174H52V175H47V176H43V177H41L42 176V174L43 173H45L44 171H43V173L40 175L39 173H36V172H34L33 170H34V165H33V163H32V160L33 159H35V157H36V154L37 153H39V152H41L40 150L39 151H37V149H39L38 147H37V145H35L34 143H32V142H29V139L28 138H30V139H32L33 137L31 136V135H27V133L26 134H22V130L20 129V128H16L15 130H14ZM37 135V134H36ZM45 135V134H44ZM47 135V134H46ZM63 135V134H62ZM85 135V134H84ZM133 135V134H132ZM156 135V136H155ZM162 135V134H161ZM178 135V134H177ZM180 135V134H179ZM241 135V134H240ZM246 135V134H245ZM258 135H260V134H258ZM38 136V135H37ZM66 136V137H67ZM83 136V135H82ZM137 136V135H136ZM139 136V135H138ZM154 136L156 137V138H154ZM227 136V135H226ZM238 136V135H237ZM129 137H130V135H129ZM160 137V136H159ZM175 137V136H174ZM179 137V136H178ZM217 137V136H216ZM224 137V136H223ZM238 137H240V136H238ZM242 137V136H241ZM256 137V136H255ZM261 137V136H260ZM132 137H130V139H131ZM154 138V139H153ZM167 138H168V136H166L164 139H162L163 140V142L165 143V144H161V142L162 141H160V144H159V142H158V146H160V150H158L159 152L160 151H164V153L168 156V160H170L169 159V157H170V155H169V153L168 152H171V151H168L167 152V150H168V147H170V146H168V147H165V148H163L162 149V147L165 145V146H167L166 145V141H167ZM173 138V137H172ZM225 138V137H224ZM233 138H235V137H233ZM232 138V139H233ZM249 138V137H248ZM262 138V137H261ZM251 139V138H250ZM61 140V139H60ZM152 140V141H151ZM172 140V139H171ZM211 140V139H210ZM253 140V139H252ZM259 140V139H258ZM264 140V139H263ZM13 141V140H12ZM130 141V140H129ZM128 141V142H129ZM132 141H136L135 139H133L132 138ZM132 141H130V142H132ZM174 141V140H173ZM244 141V140H243ZM47 142V141H46ZM152 142V143H151ZM162 142V143H163ZM169 142V141H168ZM172 142V141H171ZM171 142H169V143H171ZM175 142V141H174ZM174 142H172L173 144H174ZM220 142V141H219ZM234 142V141H233ZM61 144L63 143V142H60ZM71 142H69V145H71L70 144ZM135 143H137V142H135ZM138 143H139V141H138ZM140 143H141V141H140ZM216 143V142H215ZM245 143V142H244ZM47 144V143H46ZM46 144H45V146H46ZM84 144H85V142H84ZM151 144V145H150ZM240 144V143H239ZM66 145V144H65ZM78 145V144H77ZM92 145V144H91ZM133 145H134V143H133ZM136 145V144H135ZM169 145V144H168ZM140 146V145H139ZM155 146H157V144L155 145ZM218 146V145H217ZM73 147V146H72ZM79 147V146H78ZM219 147V146H218ZM243 147L245 148V149H249L250 150V152L252 153V155L254 156V158H255V160H258L259 158H262L261 156H262V150H261V145L259 144V142H254V141H249V142H246L245 144H243ZM62 148H63V150H64V152H69V151H71L70 150V147H65L64 148V145H62ZM74 148V147H73ZM93 148V147H92ZM148 150H147V149ZM171 148V147H170ZM173 148H174V146H173ZM227 148V147H226ZM47 149V148H46ZM45 149V150H46ZM76 149V148H75ZM154 149V148H153ZM158 149V148H157ZM162 149V150H161ZM166 151H165V150ZM222 149V148H221ZM240 149V148H239ZM61 150V149H60ZM63 150H62V154H63ZM73 150V149H72ZM77 150V149H76ZM83 150V149H82ZM97 150V149H96ZM150 151V152H149ZM156 151V150H155ZM49 152V151H48ZM91 151H89L88 153H90ZM100 152V151H99ZM221 152V151H220ZM234 152V151H233ZM46 153V152H45ZM77 153H79V152H77ZM162 153V152H161ZM164 153H163V155H164ZM172 153V152H171ZM226 153H227V151H226ZM42 154V153H41ZM49 154V153H48ZM91 154V153H90ZM93 154V153H92ZM114 154H115V152H114ZM160 154V153H159ZM198 154V153H197ZM221 154V153H220ZM38 155V154H37ZM46 155V154H45ZM56 155V154H55ZM109 156H111V153L110 154H108ZM153 155V154H152ZM165 155V156H166ZM201 155H202V153H201ZM63 156V155H62ZM72 156V155H71ZM73 156H74V154H73ZM80 156V155H79ZM97 156H98V154H97ZM161 156V155H160ZM165 156H164V160H165ZM198 156H200L199 154H198ZM222 156V155H221ZM238 156V155H237ZM115 157V156H114ZM122 158H123V156H121ZM205 157V156H204ZM217 157V156H216ZM37 158L39 159L40 157H38L37 156ZM43 158H44V156H43ZM58 158V157H57ZM53 159L52 158V160H58V162L60 161V160H62V159ZM101 158V157H100ZM125 158V157H124ZM158 158V157H157ZM160 158V157H159ZM160 159L159 161H162L163 159ZM41 159V158H40ZM66 159V161H68V157H66L65 158ZM75 159V158H74ZM96 159V158H95ZM166 159H167V157H166ZM196 159V158H195ZM217 159H218V157H217ZM223 159V158H222ZM232 159H233V157H232ZM264 159V158H263ZM42 160V159H41ZM40 160V161H41ZM47 160H48V158H47ZM75 160H77V158L75 159ZM74 160V161H75ZM224 160V159H223ZM1 161V160H0ZM39 161V162H40ZM45 161V160H44ZM66 161H64V163H66ZM70 162H71V160H69ZM78 161V160H77ZM85 161V160H84ZM109 161V160H108ZM191 161H193V160H191ZM197 161V160H196ZM2 162V161H1ZM52 162H54V161H52ZM61 162V161H60ZM70 162H68V164H70ZM80 162V161H79ZM87 162V161H86ZM86 162H85V164H86ZM130 162V163H131ZM164 162V161H163ZM163 162H157L158 163V169H156V170H159L163 165L161 164V163H163ZM224 162V161H223ZM49 163V162H48ZM55 163V162H54ZM89 163V162H88ZM115 163H117V162H115ZM166 163V162H165ZM190 163V162H189ZM258 163V162H257ZM109 164V163H108ZM164 164V163H163ZM167 165H165L164 164V166H163V170H165V167H166V169L167 168H169L170 167V165H168V162L166 163ZM38 165H40V163L38 164ZM45 165V164H44ZM61 165V164H60ZM71 165V164H70ZM69 165V166H70ZM79 165V164H78ZM77 165V166H78ZM82 165V164H81ZM125 165V164H124ZM135 165V164H134ZM160 165H162L161 167H159ZM258 165V164H257ZM20 166H24V169L23 168H21ZM97 166V165H96ZM95 166V167H96ZM127 166V165H126ZM169 166V167H168ZM260 165H258V167H259ZM263 166V165H262ZM110 167V166H109ZM112 167V166H111ZM117 167V166H116ZM122 167V166H121ZM144 167V166H143ZM36 168V167H35ZM46 168V167H45ZM102 168V167H101ZM120 168V167H119ZM189 168V167H188ZM38 169V168H37ZM47 169V168H46ZM50 169V168H49ZM76 169V168H75ZM74 169V170H75ZM116 169H118V168H116ZM124 169V168H123ZM40 170V169H39ZM88 170V169H87ZM138 170V169H137ZM161 170V169H160ZM163 170H161L160 171V173H158V174H163ZM139 171V170H138ZM149 171V170H148ZM167 171L169 172V170L167 169ZM166 170H165V172H167ZM216 171V170H215ZM91 172V171H90ZM110 172H112V171H110ZM126 172V171H125ZM134 172V171H133ZM150 172H151V170H150ZM154 172H156V171H154ZM159 172V171H158ZM167 172V173H168ZM261 172V171H260ZM264 172V171H263ZM72 173V172H71ZM89 173V172H88ZM121 173V172H120ZM102 173H100V174H97V176L95 175V180H96V178H97V180H98V182H99V186H100V190H101V192H102V194L106 197V191H107V188H108V181L110 180V178H108L106 175V173H105V175H101ZM113 174H114V172L112 173V177H113ZM124 174V173H123ZM129 174V173H128ZM174 174V173H173ZM196 174V173H195ZM7 175V174H6ZM44 175V174H43ZM46 175V174H45ZM118 175H120L119 173H118ZM149 175H151V174H149ZM175 175V174H174ZM197 175V174H196ZM88 176V175H87ZM155 176V175H154ZM162 176V175H161ZM165 176H166V174H165ZM260 176V175H259ZM118 177V176H117ZM142 177V176H141ZM167 177V176H166ZM166 177H165V179H162L163 181L165 180H167L166 179ZM174 178L176 177V176H173ZM173 177H172V182H169V183H173ZM208 177V176H207ZM247 177V176H246ZM122 178V177H121ZM120 178V179H121ZM162 178V177H161ZM160 178V179H161ZM163 178H164V175H163ZM177 178V177H176ZM77 179V178H76ZM125 179V178H124ZM144 179V178H143ZM224 179V178H223ZM67 180V179H66ZM78 180L79 179H77V182H78ZM93 180H94V176H93ZM161 180V181H162ZM213 180V179H212ZM118 181H120V180H118ZM124 180H122V182H123ZM162 181V182H163ZM175 181H177V179L175 180ZM69 182H70V180H69ZM81 180L79 181V184H80V186H81V183H82V186H85V185H83L84 184V181H82L81 183ZM116 182V181H115ZM167 182H168V180H167ZM76 183V182H75ZM164 183V182H163ZM163 183H162V185H163ZM177 183H178V181H177ZM199 183V182H198ZM41 184H43V183H41ZM63 184V183H62ZM70 184V183H69ZM90 184V183H89ZM165 184V183H164ZM175 184V183H174ZM227 184V183H226ZM258 184V183H257ZM259 184H261V183H259ZM76 185H78V184H76ZM94 185V184H93ZM190 185V184H189ZM39 186V185H38ZM37 186V188H39ZM91 186V185H90ZM89 186V187H90ZM145 187H147L146 185H144ZM173 186H176V185H173ZM182 186V185H181ZM225 186V185H224ZM56 188H57V186H55ZM68 187V186H67ZM113 187V186H112ZM115 187V186H114ZM122 187V186H121ZM163 187V186H162ZM229 187V186H228ZM61 188V187H60ZM88 188V187H87ZM91 188H93V187H91ZM148 188V187H147ZM150 188V187H149ZM175 188V187H174ZM173 188V189H174ZM234 188V187H233ZM261 188V187H260ZM259 188V189H260ZM58 189V188H57ZM90 189V188H89ZM94 189V188H93ZM158 189H159V187H158ZM178 189V185L176 186V189H175V191ZM226 189V188H225ZM258 189V190H259ZM46 190V189H45ZM55 189H52V191H54ZM92 190V189H91ZM152 190L154 191V189H153V187H152ZM59 191V190H58ZM90 191V190H89ZM112 191L114 192H116V190L113 188L112 189ZM150 191V190H149ZM166 191V190H165ZM182 191V190H181ZM45 192V191H44ZM47 192V191H46ZM112 192V194H114ZM156 192V191H155ZM178 192V191H177ZM183 192H184V190H183ZM199 192V191H198ZM202 192V191H201ZM37 193V192H36ZM35 193V194H36ZM42 193V192H41ZM40 193V194H41ZM75 193H76V195H77V199H75L77 202V204L76 205H78L79 206V208H81L82 207V203H80V201H83L84 199H82L83 197H81V199L79 200V198H80V196L78 195V191H75ZM81 193H82V191H81ZM80 193V194H81ZM84 193V192H83ZM145 193H147V192H145ZM157 193V192H156ZM166 194H164L165 196H163L164 197V199L166 198V199H169V198H167L168 196L167 195H169L167 192H165ZM208 193H210V192H208ZM215 193V192H214ZM227 193V192H226ZM260 193V192H259ZM258 193V194H259ZM34 194V195H35ZM40 194H38V195H40ZM45 194V193H44ZM47 194V193H46ZM136 194V193H135ZM148 194V193H147ZM194 194V193H193ZM230 194V193H229ZM192 195V194H191ZM209 195H211V194H209ZM218 195V194H217ZM264 195V194H263ZM71 196V195H70ZM108 196H110V195H108ZM112 196V195H111ZM110 196V197H111ZM233 196V195H232ZM30 197V196H29ZM55 197H57V196H55ZM59 197H60V195H59ZM84 197H85V195H84ZM114 197V198H113ZM111 199H109V201L108 202H105V203H107V207L109 208V206H108V203H110L111 204V202H112V204L113 205H110V206H112L113 208H114V210H113V214H118V215H116L115 217H117V216H122L121 214H122V212H121V209H123V208H121L120 209V207L119 206H122V203H119V201H118V199L115 201V199L117 198V196H113ZM211 197H213V198H215V196H211ZM216 197H218V196H216ZM43 198V199H44ZM62 198V197H61ZM66 198H67V196H66ZM233 198V197H232ZM238 198V197H237ZM23 199V198H22ZM24 199H26V198H24ZM38 199V198H37ZM37 199H36V201H37ZM57 199H58V197H57ZM57 199H56V201L55 202H57L58 203V201H57ZM163 199V198H162ZM191 199H192V197H191ZM216 199V201H217V198H215ZM28 200V199H27ZM27 200H25L23 203H26V201ZM35 200V199H34ZM34 200H33V202H34ZM155 200H157L158 201V203L159 204H162L161 202H159V198L157 199H155ZM222 200V199H221ZM227 200V199H226ZM238 200V199H237ZM256 200V199H255ZM20 201V200H19ZM118 201V203L120 204V205H118L116 202ZM156 201V202H157ZM215 201V202H216ZM219 201H220V199H219ZM223 201V200H222ZM228 201V200H227ZM235 201H236V199H235ZM20 202H22V201H20ZM28 202V201H27ZM31 202H32V197H31ZM79 202V203H78ZM169 202H171V200L169 201H167V200H164V205L165 206H171L172 208H173V206H174V204H169ZM212 202V201H211ZM225 202V201H224ZM44 203H46V204H44ZM56 203V204H57ZM86 204H87V201L85 202ZM91 203V202H90ZM89 203V204H90ZM217 203V202H216ZM221 203V202H220ZM227 203V202H226ZM234 203V202H233ZM34 204V203H33ZM85 204V205H86ZM89 204H87V206L89 205ZM153 204V206L155 207V203L153 202L152 203ZM169 204V205H168ZM262 204H264V202L262 203ZM14 205V204H13ZM38 205V204H37ZM65 205H68V204H65ZM75 205V206H76ZM91 205V204H90ZM114 205H116L115 207H114ZM163 205V204H162ZM224 205V204H223ZM223 205L221 206L222 208H223ZM227 205H228V203H227ZM232 205V204H231ZM20 206H23V205H21L20 204ZM24 206L26 207V209L28 208V206L27 205H25L24 204ZM39 206H40V204H39ZM62 206H64V205H62ZM70 206V205H69ZM87 206H86V208H87ZM119 208H118V207ZM124 206V205H123ZM214 206H216L215 208H218V207H220V204H219V202H218V205H216L215 203H214ZM218 206V207H217ZM226 206V205H225ZM262 206V205H261ZM264 206V205H263ZM32 207V206H31ZM90 207V206H89ZM112 207H110V208H112ZM134 207V206H133ZM175 207V206H174ZM177 207V206H176ZM175 207V208H176ZM218 208V209H221L222 210V208ZM227 207V206H226ZM34 208V207H33ZM59 208V207H58ZM78 207L76 208V209H79ZM139 208V207H138ZM170 208V207H169ZM191 208H192V206H191ZM194 208V207H193ZM227 208H229V209H231V207L230 206H228ZM227 208H223V210L221 211V212H223V213H225V212H227L229 209H227ZM29 209V208H28ZM56 209V208H55ZM64 209H65V207H64ZM70 209V208H69ZM93 209V208H92ZM99 209V208H98ZM115 209H117L116 211H118V212H115ZM166 210H167V208H165ZM164 209V210H165ZM178 209V208H177ZM186 209V208H185ZM196 209V208H195ZM207 209V208H206ZM224 209H226L227 211H225L224 212ZM30 210H31V208H30ZM60 210V209H59ZM67 210V209H66ZM111 210V209H110ZM165 210V211H166ZM78 211H80L79 212V214H81L82 212V209L81 210H76V212L78 213ZM100 211V210H99ZM108 211H109V209H108ZM165 211H164V213H165ZM195 211V213H196V210H194ZM194 211H191V212H194ZM25 212V211H24ZM31 212V211H30ZM57 212H58V210H57ZM57 212L55 213L57 216H61V215H59V214H57ZM84 212H86V211H84ZM111 212V211H110ZM119 212H120V214H119ZM166 212H168V210L166 211ZM219 212V211H218ZM26 213V212H25ZM89 213V212H88ZM138 213V212H137ZM169 213V212H168ZM218 214V213H216V215H214L213 216V214H212V212H208V214H209V216L210 217H212L211 218V220H208V218H207V220H208V222H205V226H207V228H211L210 230H206V231H203L202 232V230H200V229H202L203 228V226H202V228H200L199 230L198 229H193L192 230V227H191V225H189L188 223V225H189V229H185L184 227H185V225L183 226V228L186 230V231H184V232H180V231H178V232H173V231H175L174 230V228L173 227H171L172 225L173 226H176V221H170V220H167L166 221V219H168V215H167V213L165 214V217H166V219H161V220H159V221H155V222H153L155 219H153V221H152V223L153 224H150V222H149V224L151 225L150 227H149V224L147 223V225H146V223L144 222L143 224L144 225H146V227L148 228H144V230L145 229H147L145 232H143L142 233V230H141V232L139 233L140 234V238H131V237H128V241H127V243H128V245H130L131 243H133V241L135 242L134 244H136V245H138V247H140V250L143 252V253H146V258H147V256L149 257V258H147V260L148 259H151L153 262H152V264H154V263H158V264H168V263H172V264H174L175 263V261H177L178 259H180L181 260V262L182 263H184V264H264V231L261 233L262 235H259V236H257V237H251V235L249 234V232H247V231H245L244 232V229H245V225H244V223H246L247 221L246 220H244V222H242L243 220H242V218H241V221H237V220H235V218L233 219V217L231 218V216L229 217V215L230 214H228V215H226V213L225 214ZM68 214H69V212H68ZM112 214V215H113ZM124 214V213H123ZM207 214V213H206ZM206 214H204V216L206 215ZM214 214H215V212H214ZM99 215V214H98ZM101 215V214H100ZM167 215V216H166ZM201 215H203V214H201ZM226 215V216H225ZM66 216H67V214H66ZM69 216V215H68ZM102 216V215H101ZM101 216H99V217H101ZM124 216V215H123ZM138 216H139V214H138ZM207 216V215H206ZM206 216H205V218H206ZM232 216H233V214H232ZM83 215H79V218H81V219H79V218H77L78 220H80V222H81V220L83 219ZM99 217L98 218H96V219H99ZM103 217V216H102ZM101 217V218H102ZM106 217V216H105ZM115 217H113V218H115ZM177 217H178V215H177ZM176 217V218H177ZM56 218V222L54 221V219ZM68 218V217H67ZM87 218V217H86ZM85 218V219H86ZM120 219H121V217H119ZM141 218V217H140ZM148 218V217H147ZM170 218V217H169ZM204 218V219H205ZM255 218V217H254ZM64 219H66V217L64 218ZM116 220H117V218H115ZM114 219V220H115ZM119 219V220H120ZM194 219H195V217H194ZM213 219V220H212ZM104 220H106V218L104 219ZM115 220V221H116ZM119 220H117V222L119 223ZM169 221V222H168ZM254 221V220H253ZM17 222H23L22 224H20V225H22L23 227H20L19 229H18V223ZM27 222V223H26ZM97 222V221H96ZM99 222V221H98ZM97 222V223H98ZM237 222H238V224H237ZM251 222V221H250ZM29 223V224H28ZM67 223V224H68ZM83 223V222H82ZM100 223V222H99ZM98 223V224H99ZM116 223V222H115ZM116 224V226L118 227L119 226V224ZM191 223V222H190ZM204 223V222H203ZM202 223V224H203ZM243 223V224H242ZM256 221H255V225H256ZM27 224V225H26ZM101 224V223H100ZM109 224V223H108ZM192 224V223H191ZM19 225V226H20ZM60 225V224H59ZM70 225H68V226H70ZM181 225H183L182 223H181ZM243 225V226H242ZM247 225V224H246ZM263 225V224H262ZM107 226L108 225H105L104 227H103V229H105L106 230V228H107ZM110 226V225H109ZM109 226H108V232H109V230H110V228L112 227H110L109 228ZM143 226V225H142ZM261 226V225H260ZM102 227V226H101ZM106 227V228H105ZM127 227V226H126ZM170 227H171V229H170ZM182 227V226H181ZM242 227H244V229H242ZM264 227V226H263ZM28 228V227H27ZM26 228V229H27ZM30 228V227H29ZM89 228V227H88ZM113 228H114V230L115 229H117V228H115V226H113ZM182 228V229H183ZM247 228V227H246ZM76 229V228H75ZM74 229V230H75ZM183 229V230H184ZM248 229V228H247ZM67 230H69V232L67 231ZM114 230H113V232H114ZM118 230H119V227H118ZM118 230H115V231H118ZM260 230V229H259ZM263 230V229H262ZM121 231H122V228H121ZM257 231V233L256 234H258V230H256ZM26 232V231H25ZM102 232H103V230H102ZM108 232H107V234H108ZM119 232V231H118ZM117 233V232H116ZM142 233V234H141ZM118 234V233H117ZM122 234H123V232H122ZM126 232H125V235L123 236L124 238L126 237ZM138 234V233H137ZM113 235H115V233H113ZM112 235V236H113ZM142 235V236H141ZM254 235V234H253ZM26 237L27 236H29V235H25ZM77 236H80V234H78ZM107 236V235H106ZM109 236V235H108ZM116 236V235H115ZM128 236V235H127ZM123 237H120V238H117V236L116 237H113V239L114 238H116V243H117V241H119L120 242V240H117V239H121V238H123ZM32 238H33V236H32ZM112 238V237H111ZM34 239H35V237H34ZM21 241V243L22 244H18V241ZM82 240V239H81ZM115 240V239H114ZM25 241H26V239H25ZM93 241V240H92ZM14 243V244H13ZM68 243V242H67ZM78 243V244H77ZM88 243V242H87ZM87 243L86 244H84L85 246L87 245ZM64 244H66V243H64ZM69 244V243H68ZM88 244H91V245H94V244H92L91 242H89ZM96 244H99V241H98V243L96 242ZM30 245V244H29ZM48 245V244H47ZM46 246V245H45ZM49 246V245H48ZM81 246H83V245H81ZM80 246V247H81ZM98 246V245H97ZM100 246V245H99ZM103 246H104V244H103ZM28 247V246H27ZM30 247V246H29ZM96 247V246H95ZM95 247L93 248V249H95ZM104 247H106V246H104ZM121 247H124V246H121ZM43 248H44V246H43ZM42 248V249H43ZM49 248V247H48ZM75 248V249H76ZM83 248V247H82ZM82 248H80V249H82ZM86 248V247H85ZM88 248V247H87ZM86 248V249H87ZM115 248V247H114ZM30 249V248H29ZM40 248H38V251H40L39 250ZM85 249V250H86ZM92 249V250H93ZM96 249H98L97 247H96ZM101 249L104 251V249L102 248V246H101ZM120 249V251H121V248H119ZM139 249V248H138ZM31 250V249H30ZM85 250H83L84 252H85ZM92 250H88L89 252H91ZM99 250H100V247H99ZM101 250V251H102ZM115 250V249H114ZM54 251V250H53ZM63 251V250H62ZM80 251V250H79ZM83 251H81V252H83ZM102 251V252H103ZM117 251H118V249H117ZM119 251V252H120ZM133 251V250H132ZM131 250H129V249H127V251L125 252L124 251V253H119V252H117L116 253V255H117V257H115V259L117 258V260H119V262L117 263V264H124V260L123 259H121L122 258V255L123 256H125V257H123L124 259L125 258H127V260H128V257H129V255H130V253L132 252ZM135 251V250H134ZM133 251V252H134ZM136 251H138V250H136ZM77 252V251H76ZM93 252V251H92ZM98 252H100V251H98ZM98 252L96 253V254H98ZM106 252V251H105ZM105 252H103L104 254H105ZM130 252V253H129ZM132 252V253H133ZM138 252H140V251H138ZM138 252H137V255H138V257H139V254H140V257L142 256L143 257V253L142 252H140L139 254H138ZM34 253V252H33ZM101 253V252H100ZM100 253L98 254V256L100 255ZM119 253V254H118ZM131 253V254H132ZM29 254V253H28ZM60 254V253H59ZM91 255H92V253H90ZM94 254V253H93ZM126 254L128 255V257H126ZM136 253H134L133 255V257L135 258L137 255H135ZM34 255V254H33ZM32 255V256H33ZM82 254L80 253V256H81ZM118 255H120V256H118ZM145 255V254H144ZM31 256V257H32ZM85 256H86V254H85ZM97 256V255H96ZM34 258H35V256H33ZM37 257V256H36ZM132 257V256H131ZM138 257H136L135 259H137ZM139 257V258H140ZM144 257V258H145ZM61 258H63V257H61ZM82 258H84V256L82 257ZM132 259V262H133V260L135 261V259ZM138 258V259H139ZM85 259V258H84ZM131 259L129 260V264H130V261H131ZM31 260H33V259H31ZM62 260V259H61ZM126 260V261H127ZM80 261V260H79ZM85 261V260H84ZM95 261V260H94ZM114 261V260H113ZM137 261H139V260H137ZM146 260H143V262H144V264L147 262V264L149 263L148 261H146ZM81 262V261H80ZM87 261H85L84 263H86ZM96 262H97V260H96ZM115 262V261H114ZM114 262H109L110 264L112 263V264H114ZM82 263V262H81ZM90 263V262H89ZM109 263H107V264H109ZM139 262H136V264H138ZM141 264H142V261L140 262ZM139 263V264H140ZM39 264V263H38ZM79 264V263H78ZM83 264V263H82ZM99 264V263H98ZM116 264V263H115ZM125 264H127V263H125Z\"/></svg>",
	"mask_w": 264,
	"mask_h": 264
},
{
	"label": "crops",
	"instance_id": "3",
	"mask_svg": "<svg viewBox=\"0 0 264 264\" xmlns=\"http://www.w3.org/2000/svg\"><path fill=\"white\" fill-rule=\"evenodd\" d=\"M137 105V104H136ZM75 131V130H74ZM77 201H74L73 203H74V206H73V208H72V211L71 212H69V214H78L77 212H76V210H78V209H76L77 207L79 208V206L78 205H76L77 203H76ZM76 203V204H75ZM79 203V202H78ZM76 205V206H75Z\"/></svg>",
	"mask_w": 264,
	"mask_h": 264
}]
</instances>
